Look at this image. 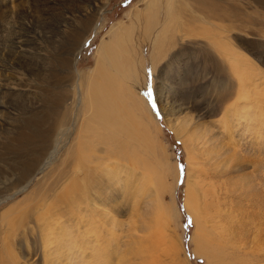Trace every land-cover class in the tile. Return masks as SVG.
<instances>
[{"label": "bare ground", "instance_id": "1", "mask_svg": "<svg viewBox=\"0 0 264 264\" xmlns=\"http://www.w3.org/2000/svg\"><path fill=\"white\" fill-rule=\"evenodd\" d=\"M237 1L243 4L246 9L253 10L254 13H258V7L264 5V0ZM165 2V9H160L159 11L160 5L158 0L148 2L147 11L143 16L144 25L142 28L141 13L137 12L134 16H136L137 25L141 28L144 40H149L152 37L153 31L158 26L160 27L159 30L157 29L156 45L151 55L152 68H156L159 73L157 77V98L160 103H163L161 110L164 117H166L168 128L175 133L177 139L182 140L185 145L188 143L187 146L190 149L188 162L191 164L190 161H193L194 158L195 160H199V156L203 160L206 147L215 139H224L225 133L228 132V129L230 130V128L225 129L228 127L229 120L236 125L237 122L239 123L249 117L252 121L254 120V125L256 124L255 121L261 122H258L257 127H260V124L263 125L264 73L262 72V76L259 70H256L254 67L258 71V74H255L256 71L252 70V72L244 64L242 66L244 61L246 63L250 61L253 66H256V64L244 52L239 51L235 44L230 42L229 36L231 30L234 29H237V32H247L256 37H259V35H256L257 33L261 34L263 32L257 28L258 23L255 20L256 18H248L246 20V12L236 14L232 9L226 11L225 6L230 5L228 0H166ZM232 7L230 5V8ZM100 14L99 11L93 14L96 18L91 22V29L95 33L97 31V17ZM225 24H227V27H225ZM255 27L257 28V32L253 33ZM129 29L128 34L133 32L132 23H130ZM116 31L110 34V41L103 39L99 44L95 55L97 56L95 70L90 71L95 78L92 75L89 77L91 81H88L89 84H87L86 88L83 86L82 81H80V84L77 85L79 92L77 89H74L77 87L73 86L75 93L73 105L77 107L79 102L80 112L83 116L77 133L82 135L80 145L85 147L87 151L91 153L93 148L97 149L96 155L94 154L91 158L92 161L94 160L93 163L98 164L94 168L98 169L99 172L105 171L109 175L112 174L108 175L110 181L108 182L111 184V187L116 185V188H119L116 190L114 187V191L119 193L122 190V195L129 196L130 201L128 205L131 210V221L126 224L127 228L123 231L126 234V238L130 239L132 247L130 252L126 253L127 255L120 256L119 261H117L118 264H144V261H147L146 264H154L158 261L157 253L163 249H161V246L164 249L166 248L164 252L167 255H172L171 249H173V245L169 242L167 247V243L164 240L167 236L164 233L166 232V226L177 215L176 207L172 206L170 201L172 200L171 192L173 186L177 181V173L174 169L171 179L172 184L167 185L165 180L167 177L165 175V165L157 159V147L155 146L153 131L150 127L152 122L145 115L146 111L144 114V106H142L143 108L140 106L142 100L132 92L131 87H127V84L132 85L135 81L133 79L135 74L132 68L131 49H129V45L131 46L133 43L131 42L130 35L128 36V43L122 38L123 33L126 32V28ZM85 33V30L79 29L76 33L78 41L86 36ZM235 38L237 42L243 37L235 35ZM225 40L228 41L226 45ZM110 42L112 43L109 45ZM81 49L82 45L80 49L78 47L75 49V52L71 53V56H74L73 59L80 54ZM191 50L196 52L193 53L196 57L204 59L203 62L205 64L209 63V61H212L214 64L216 62L219 78L218 80L215 79L217 83L215 82L212 85L211 82L209 84L207 79L208 73L205 72L203 74L197 68H191L197 70L191 73L197 76L194 80L195 83L200 84L202 87L204 85L205 88L210 85L216 91V95L214 102L212 101L213 103L209 102L207 104L206 111H203L200 115H196L195 118L191 116L192 118L186 121L184 116L180 118L177 116L183 108L182 103H177L174 95L175 90H177L176 88L179 86V83H177L178 79L182 82L186 77L177 78L180 74L176 73L179 74L176 76L172 71L175 69L180 70L181 65H183L185 66V71L190 72L189 70L191 69L188 67L189 63L187 62H189L188 53L190 54ZM135 54L133 53L132 55L134 56ZM235 55L240 56L239 59ZM241 59H243V62H240ZM76 62L77 58L72 60V65H76ZM225 63L226 66L229 65L234 76L235 93L232 90L233 84L231 85L230 81L226 82L225 80ZM140 64L141 66L143 65L142 60ZM100 73L101 75H99ZM116 77H120L121 80L116 79ZM124 77L127 78L124 80ZM186 81H190V79L188 78ZM232 99H235L236 102L228 104L232 102ZM249 99H253V102L249 101ZM205 101L207 100L205 99ZM253 105L254 108L250 110ZM61 108L59 111H56L58 112L55 115L57 120H54L52 127L39 130L37 133L32 131L26 134L20 131L21 133L19 132L13 138V141L20 146L26 142H31L37 148V153H35L34 159L28 164L27 170L32 169V172L23 177V182L11 192L13 194L9 195L7 199L10 200L21 193L26 194L23 196L21 202H18L20 200L17 201L19 204L13 201L17 204L13 205L19 208L22 205L24 206L21 209H14L13 213L10 214L11 216L16 213V216L10 220V224L12 228L15 226V230L13 228L9 239L6 237L7 240L4 243L1 242L3 239L0 240L2 245L0 249V264H18L20 260L19 255L24 261L23 264L35 263L29 262L28 257L30 256H41L43 264H81L84 261H87V264H111L109 253L115 249V242L118 240L117 231L122 232L121 225L110 216L109 212L111 209L110 202L115 199V195L103 194L102 192L106 191L104 188L98 196L92 195V191L95 190L89 186V173L87 172L88 167L85 168L86 164L82 167L78 166L68 168L67 170L69 160L74 158V152L69 151L72 149V144L69 141L71 120L68 119L67 112L63 110L65 108ZM52 112L54 111L52 110ZM202 115L204 117L205 115H209L210 117L220 116L219 120H217V126L220 128L217 135H210L209 132L202 131L203 129L198 124ZM253 123L250 124L253 125ZM249 125H245V127H248L245 128L246 134L245 132L243 133L246 137L248 136V129H250ZM213 126L215 125L213 124ZM232 126L231 131L235 132L236 127L234 126V130H232ZM238 127H240L238 129L243 128L241 125ZM256 129L251 132H256ZM252 133H249L248 137ZM243 134L239 135V137H243ZM256 136L258 137V135ZM263 138L261 137V139ZM259 139L258 143L261 141ZM231 140L234 141L230 138L229 141L231 142ZM216 147L218 148V146ZM60 148L65 149H62L61 152L59 151L61 150ZM79 148L81 147L79 146ZM75 150L77 151V148ZM232 151L233 153L237 152L234 149ZM59 152L61 153L59 154ZM248 156L250 157V155ZM221 157H223L221 160L224 162L222 161L223 163H221V161L216 160L218 162L210 165V168L205 163L199 162L196 165L198 171L194 172L197 183L189 182L186 185L183 209L192 214L195 222V231L191 237V243L195 245V249H193L192 253L197 257L205 258L207 264H246L245 259L240 257V255L238 256V252L233 247V238L231 237L230 230L221 225L222 212L220 213V201L222 200V192L225 194L226 187L225 181L222 180L225 178V165L227 164L225 156L221 155ZM154 158L159 162L158 168L154 163ZM70 163L72 164V161ZM119 163L125 165V168L129 171L130 178L134 179L132 182L130 181L129 185L131 186L129 187L123 183L121 184L120 182L122 181L118 182L116 180L117 174L125 173L127 175L124 170L122 172ZM239 163L241 164L240 160ZM240 164L239 167L242 166ZM254 169L255 167L252 170ZM226 170L229 169L227 168ZM243 170L242 173H244ZM259 173L261 174V172ZM41 174L42 178L37 181L35 180L34 188L30 189V185L34 183V178ZM55 174L58 178L53 179V181L51 178ZM60 175H63V177H60ZM102 175L104 176L103 173ZM106 178L108 177L106 176ZM49 179L52 180L53 184L51 183L45 189L44 184ZM14 186L16 185L14 184ZM59 188H61L60 191H58ZM125 188H128V190ZM164 192H168V204H165L163 201L162 194ZM101 197L105 199L103 200ZM4 201H6V198L3 197L0 199V204ZM115 201H117V198ZM31 203H34L32 207H30ZM81 207H83V211ZM17 220H20V222ZM30 220L34 223L30 232L25 235L23 234V241L13 243V239L17 235V229L23 228V226L28 227L27 224H29ZM103 220L109 223L107 227H102ZM132 232L133 234L134 232L145 233V236H133ZM60 245L62 247L59 248ZM86 245H89V249L92 252H89L91 256L89 254L90 258L88 257V259H85L83 255L84 250L87 249V247H84ZM17 247L19 252L17 251L16 253ZM251 247L249 248L250 250ZM257 253H260V251ZM251 256L253 257V255ZM138 260L139 262H135Z\"/></svg>", "mask_w": 264, "mask_h": 264}, {"label": "rangeland", "instance_id": "2", "mask_svg": "<svg viewBox=\"0 0 264 264\" xmlns=\"http://www.w3.org/2000/svg\"><path fill=\"white\" fill-rule=\"evenodd\" d=\"M149 1L152 2V0H0V199L3 197L6 198V201L0 204V240L3 239L1 242L4 243L5 240L9 239V235L13 228L15 230V226L12 228L10 220L16 216V213L11 216L10 214L13 213L14 209L17 210L16 208H19L15 205L19 204L17 201L20 200L18 202H21L23 196L26 194L21 193L10 200L7 199L9 195L13 194L11 192L23 182V177L32 172V169L27 170L28 164L34 159L35 153H37V148L31 142H26L20 146L13 141V138H15L16 134L20 131L26 134L32 131L37 133L39 130L52 127L54 120H57L55 115H57L58 112L56 111H59L62 109L61 107H63L65 108L63 110L67 112V116L69 117L67 118L71 120L70 130H73H71L72 132L69 130V141L72 144V149L69 151L74 152V158L69 160L70 162L72 161V164L68 161L67 170L68 168L82 167L86 164L87 166L85 168L88 167L87 172L89 173V186L95 190L92 191V195L98 196L103 188L106 190V193L102 192L103 194L115 195V199L110 202V208L113 209H110L109 212L110 216L121 225L123 233L117 231L118 240L115 242V247L113 246L115 249L113 252L109 253L110 263L118 264L117 261H119L120 256L127 255L130 252L132 244L130 239L126 238V234L123 231L127 228L126 224L131 221V210L128 205L130 201L129 196L122 195V190H120L119 193L114 191L116 185L111 187L109 183V176L112 174L109 175V173H105V171L99 172L98 169L97 171L96 168H94L98 166V164L93 163L94 160L92 161L91 158L94 154L96 155L97 149L93 148V151L90 153L85 147L80 145V138L82 135L77 133V129L83 116L80 112L79 102L77 107L73 105V102H75L73 88L77 87L74 89L78 91L77 85L80 84V81H82L83 86L86 88L87 84L91 81L89 77H91L92 73L90 71L95 70L97 61V56L95 55L101 41H103V39L110 41V34H112V32L126 28V32L123 33L122 38L128 43V36L130 35L131 42L133 43L131 46L129 45V49L133 51L130 50V55L132 58V68L135 74L133 79L136 81H134L132 85L127 84V87H131L132 92L142 100L140 106H144V108L142 107L143 112L145 114L146 111L145 115L147 118H150L152 122L150 127L153 131L155 146L157 147V159L165 165V175H167L165 180L167 185L172 184L171 179L174 169L177 173V181L173 186L171 192L172 200H170L171 205L176 207L177 215L175 219L173 218L171 223L169 222L170 224L166 226V232L164 233V235L167 236L164 238L167 247L169 242L173 245V249H171L172 255H167L164 252L166 248L164 249V247L161 246V249H163L157 253L158 261L154 264H207L205 258L197 257L192 253L193 249H195V245L191 243V237L195 231V222L192 214L183 209V203L186 185L189 182L197 183L195 178V173L198 171L196 165L201 162L205 163L207 167L210 168V165H214V163L218 162L216 160L223 163L224 161L221 160V158H223L221 155L225 156L227 159V162L225 161L227 163H225V178L222 180L225 181V194L222 192V204L220 201V213L222 212L221 221L223 223H221V225H224L230 230L232 234L231 237L233 238V247L238 252V256L240 255V257L245 259L246 264H264V123L263 125L260 124V127H257L260 121H255L256 124L254 125V120L252 121L249 117V120H247V116V121L243 120L239 123L237 122L236 125L229 120L228 127L225 129L230 128V130L228 129V132L225 133L224 139H215L206 147L203 160L199 156V160H195L194 158L193 161H190L191 164H189L188 153L190 149L187 146L188 143L185 145V143L177 139L175 133L168 128L166 117H164L161 110L163 103H160L157 98V77L159 73L156 68H152L151 55L156 45V35L160 27L158 26V30L156 29L153 31L152 37L149 40L143 39L141 31L144 25L143 16L147 11ZM158 1L160 5L158 11L160 9L164 10L166 0ZM228 3L233 7L230 8V5L225 6L227 9L226 11L232 9L236 14L239 12H246V20H248V18H256L255 20H257L258 23L257 28L263 32L261 34H256L259 35V37L252 36L247 32H237V29L231 30L232 33L230 32L229 34L230 42L235 44L239 51L242 53L244 52V54L249 56L250 59L253 60V63L256 64V66H253L250 61H247L249 66L241 59L240 62H243L242 66L245 65L246 68L251 71L254 70V72L258 69L259 73L262 75L264 73V5L258 7V13H254L253 10L246 9L245 6L237 0H228ZM96 11H99L101 14L97 17L98 23L95 33L91 29V22L96 18L93 15ZM137 12L141 13V28L137 25L136 16H134ZM82 16L84 17L82 18ZM130 23H132L133 32L130 31L131 33L128 34ZM225 27H227V24H225ZM83 28L86 31V36L78 41L76 33L79 29L84 31ZM257 28L255 27V29H253V33L257 32ZM235 35L243 38L236 42ZM112 42H110L109 45ZM226 42L228 41L225 40V45ZM81 45L82 49L80 54L75 56L77 58L76 65H72V60L76 58L73 59L74 56H71V53L75 52V49L78 47L80 49ZM133 53H136L134 55L135 57L132 55ZM193 53L196 52L191 50V55L188 53L189 62L185 61L189 63L188 67H190V69L195 67L199 72H203V74L205 72L208 73L207 79L209 84H211V82L212 85L215 84V82L217 83L216 80L219 78V73L216 62L214 64L212 61H209V63L205 64L203 62L204 59L196 57ZM235 56L238 59L240 57L238 55ZM141 60L143 61L142 66L140 64ZM204 65L205 67H203ZM208 67L209 70L211 69L210 71ZM225 68V80L226 82L230 81L229 83L231 85L233 84L232 90L235 93L234 76L232 75L229 65L226 66V63ZM175 70L172 71L174 74H180H176V76L179 75L177 78L186 77L182 82L178 79L177 83H179V86L174 93L175 100L177 99V103H182L183 108L177 116H179V118L184 116L185 120L188 121L190 118H195L196 115H200L203 111L207 110V104L215 100L216 91L214 88L210 87V85L205 88L204 85L202 87L200 84L195 83L194 80L197 76L191 73L196 69H191L189 70L190 72H186L185 66L181 65L180 70ZM255 74H258V71H256ZM99 75H101V73ZM92 76L94 77V75ZM126 78L127 77H124V80ZM188 78L190 81H186ZM116 79L121 80L120 77H116ZM205 99L207 101H205ZM231 101V103L228 104L236 102L235 99ZM249 101L253 102V99H249ZM252 108H254V105L250 110ZM52 110L54 112H52ZM63 110L62 112H64ZM68 111L72 113L70 114ZM218 115H220V113H218ZM218 115L215 117H210L209 115H205L204 117L202 115V118L198 121L200 128L203 129L202 131H207L210 135H217L220 131V128L217 126V120L220 118ZM67 122H69V120H67ZM208 122L211 124H207ZM230 123L231 125L229 127ZM250 123H253V125ZM213 124L215 126H213ZM246 124H250V129H248L247 133L248 136L249 133H252V130L255 131V128L258 129L251 134L253 137L250 135L251 138L243 134L245 128H248L245 127ZM240 125L243 127H241L242 129H238ZM231 126L232 128L234 126L236 127H234L236 129L235 132L231 131ZM234 128L232 130H234ZM75 132L77 133L76 136ZM241 134H243V137H239ZM256 135H258V137ZM259 136L263 138L261 139L260 137L261 143H258ZM230 138L234 141L231 140L230 142ZM77 144L81 148H79ZM237 144L240 146H237ZM63 146L65 147V145ZM216 146H218V148ZM76 148L77 151L75 150ZM60 149L59 151L62 152V149L65 148ZM233 149L237 152L233 153ZM61 152H59V154ZM248 155H250V157ZM218 157L219 159H217ZM248 159L249 161H247ZM155 161L154 163L158 168L159 162ZM231 161L233 164L230 163ZM239 164L242 166L239 167ZM119 166L122 172L124 170L127 175L125 173L117 174L116 180L118 182L122 181L120 183H123L127 187L131 186L129 184L134 179L130 178L128 169H126L125 165L122 163H119ZM249 166L252 169L255 167V169L252 170ZM257 167H260L258 168L259 170ZM227 168L229 170H226ZM261 169L263 170L261 171ZM242 170L244 173H242ZM250 170L254 172L251 173L252 171L250 172ZM259 172H261V174ZM100 173L101 176H103L102 173L104 174V179H102L103 177L100 176ZM105 175L108 178H106ZM60 177H63V175H60ZM41 178L42 174L37 175L33 180L34 183L31 184L29 188H34L36 181ZM57 178L55 174L51 179L55 180ZM51 179L44 184L45 189L52 183ZM61 181L65 182L64 180ZM14 184L16 186H14ZM117 189L119 188L117 187L116 190ZM60 190L61 188H59L58 191ZM126 190H128V188ZM167 195L168 192L162 194L165 204L169 203ZM116 198L117 201H115ZM102 199L104 200L105 198ZM113 201H115V203H113ZM33 205L34 203H31L30 207ZM23 206L24 205L19 209L23 208ZM82 209L83 207H81V210ZM106 220H103V228L109 225V223H106ZM17 221L20 222V220ZM27 225L28 227L23 226V228L17 229V237L15 236L13 243L16 241H23V234H28L34 226V223L30 220ZM123 225H125V227H123ZM131 234L138 237L145 236V233L140 232H134V234L132 232ZM1 246L0 243V249ZM60 247L62 246L60 245L59 248ZM84 247H87V249L84 250L83 255L85 259H88L92 252L89 249V245ZM250 247L251 250L249 249ZM17 251L19 252L18 247L15 252L17 253ZM256 251H260V253ZM251 255H253V257ZM26 257L28 256L26 255ZM21 258L22 257L19 255L20 260L18 264H23L24 261ZM28 259L30 263L35 262L34 264H43L41 256H30ZM246 260L249 262L247 261V263ZM135 262H139V260ZM146 262L147 261H144V264H146ZM81 264H87V261Z\"/></svg>", "mask_w": 264, "mask_h": 264}]
</instances>
